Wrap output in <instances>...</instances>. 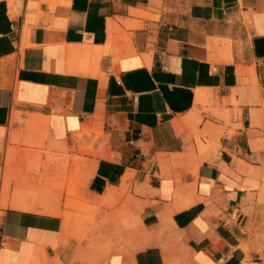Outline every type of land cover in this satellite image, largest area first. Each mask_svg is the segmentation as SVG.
Instances as JSON below:
<instances>
[{"label":"crops","instance_id":"0c3cea01","mask_svg":"<svg viewBox=\"0 0 264 264\" xmlns=\"http://www.w3.org/2000/svg\"><path fill=\"white\" fill-rule=\"evenodd\" d=\"M29 114L56 150L109 136L88 191L128 183L139 245L108 264H264V0H0V166ZM7 201L0 264L90 259L66 209Z\"/></svg>","mask_w":264,"mask_h":264},{"label":"rangeland","instance_id":"374dc122","mask_svg":"<svg viewBox=\"0 0 264 264\" xmlns=\"http://www.w3.org/2000/svg\"><path fill=\"white\" fill-rule=\"evenodd\" d=\"M21 1L15 7L16 13ZM121 40L131 41L128 36H122ZM31 116H38L40 122L35 126L27 125L26 119ZM16 121L20 128L15 129L17 123L12 124L7 158L0 166L3 184L10 180L8 192H2L1 207L11 206L7 205V199L11 202L21 197L23 201H36L40 207L53 205L58 210L66 209L64 217L70 223V235L85 245L90 254V259L83 264H108L115 253L135 250L139 245L135 236L139 233L136 228L127 230L123 225L125 218L136 214L128 183L123 179L121 188H110L103 196L88 191L86 172L94 162L111 155L109 136L103 125L84 127L76 137L74 133L72 145L56 150L50 145L47 129L39 127L45 122L44 117L29 114L23 118L21 115ZM202 121L203 118L195 125ZM173 260L175 264H187L178 256Z\"/></svg>","mask_w":264,"mask_h":264},{"label":"bare ground","instance_id":"6f19581e","mask_svg":"<svg viewBox=\"0 0 264 264\" xmlns=\"http://www.w3.org/2000/svg\"><path fill=\"white\" fill-rule=\"evenodd\" d=\"M9 3H10V6L12 8V11L13 12H16L15 11V7L18 3H20V0H9ZM92 49L91 46H86V48L84 49L85 53H88L90 55H92L93 58H98L99 55L101 54L99 48H97L94 52H90V50ZM80 136V135H79ZM83 136H81L82 138ZM79 138V137H78ZM84 138V137H83ZM67 215V214H66ZM67 229V228H66ZM69 233V231H67Z\"/></svg>","mask_w":264,"mask_h":264}]
</instances>
